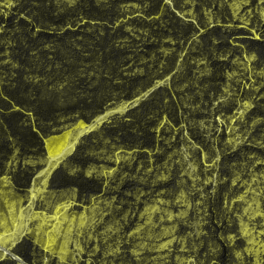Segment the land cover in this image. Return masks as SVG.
Segmentation results:
<instances>
[{"label": "trees", "instance_id": "obj_1", "mask_svg": "<svg viewBox=\"0 0 264 264\" xmlns=\"http://www.w3.org/2000/svg\"><path fill=\"white\" fill-rule=\"evenodd\" d=\"M245 55L260 74L234 90L228 74ZM240 97L251 101L247 133L230 146L217 117ZM121 102L132 103L80 137L47 189L73 190L81 204L105 194L120 210L160 196L176 211L183 192L189 210L173 220L183 248L175 243L160 264H238L240 179L264 165V19L244 24L227 0H10L0 11V177L16 194L44 167L46 136ZM183 144L199 168L206 155L208 182L171 159ZM117 148L131 151L129 160H109ZM101 165L115 167L108 182L88 172ZM121 246L117 264H140L130 242ZM8 252L0 264H41L31 234Z\"/></svg>", "mask_w": 264, "mask_h": 264}, {"label": "rangeland", "instance_id": "obj_2", "mask_svg": "<svg viewBox=\"0 0 264 264\" xmlns=\"http://www.w3.org/2000/svg\"><path fill=\"white\" fill-rule=\"evenodd\" d=\"M227 2L244 24L255 15L264 19V0ZM9 4L10 0H0V11ZM251 59L252 56L245 55L236 61V67L228 74L229 86H255V76L260 71L252 69ZM131 103L113 104L89 123L77 121L59 133L46 136L44 167L35 175L24 195L13 191L8 177H0V257L9 253L25 234H31L42 250L41 264H117L114 257L121 252L123 241L131 243L130 251L140 264L162 263L175 243L183 248L184 238L175 234L173 222L175 218L185 217L189 210L190 202L183 192L173 201L178 205L176 211L160 196L151 201L137 196L134 203L120 210L121 204L105 194L93 196L86 204H81L75 201L73 190L56 192L47 189L50 172L73 150L80 137L111 116L122 113ZM237 104L231 114L217 117L226 127L225 141L230 146L240 144L247 133L246 112L251 101L240 97ZM190 147L183 144L170 154L171 159L180 163L182 173L192 181L200 178L199 170H202L204 180L208 182L213 174L211 163L206 162V155L202 153L203 166L199 168L190 156ZM130 157L131 151L121 148L107 155L115 163ZM166 168L168 165L164 164V168L158 170L162 173ZM114 169L101 165L88 172L102 175L108 182ZM249 172L247 177H241L243 191L236 198L241 202L239 225L246 240L244 250L237 252L238 264H264V165L251 168ZM139 202L142 203L140 207ZM179 258L190 261L184 256Z\"/></svg>", "mask_w": 264, "mask_h": 264}, {"label": "water", "instance_id": "obj_3", "mask_svg": "<svg viewBox=\"0 0 264 264\" xmlns=\"http://www.w3.org/2000/svg\"><path fill=\"white\" fill-rule=\"evenodd\" d=\"M25 264V263H24Z\"/></svg>", "mask_w": 264, "mask_h": 264}]
</instances>
